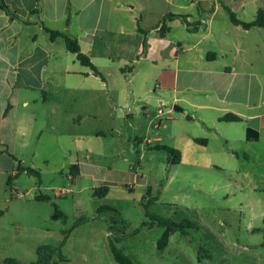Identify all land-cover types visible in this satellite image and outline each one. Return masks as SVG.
I'll return each mask as SVG.
<instances>
[{
  "label": "crops",
  "instance_id": "1",
  "mask_svg": "<svg viewBox=\"0 0 264 264\" xmlns=\"http://www.w3.org/2000/svg\"><path fill=\"white\" fill-rule=\"evenodd\" d=\"M4 1L20 19L0 8L2 149L7 145L1 127L14 110L35 107L39 119L53 129L62 123L65 107L77 129L85 113L77 107L83 95L93 123L157 119L159 126L165 125L159 123L165 116L170 122L164 145L179 150V162L209 165L212 157H249L256 146L264 152V27L235 24L227 10L249 21L264 9V0ZM167 13L176 16L166 18L168 29L162 32ZM46 28L76 38L100 74L82 65L63 37L51 39ZM160 105H169L161 116ZM226 112L240 119L220 120ZM36 117L13 114L14 136L25 135L22 121ZM248 128L251 134L257 131L256 139L246 138ZM101 133L98 126L90 135ZM74 137L79 139L77 131ZM0 264H5L2 259Z\"/></svg>",
  "mask_w": 264,
  "mask_h": 264
},
{
  "label": "rangeland",
  "instance_id": "2",
  "mask_svg": "<svg viewBox=\"0 0 264 264\" xmlns=\"http://www.w3.org/2000/svg\"><path fill=\"white\" fill-rule=\"evenodd\" d=\"M77 107L85 112L77 129L65 107L62 123L53 129L35 107H19L2 125L13 155L0 153V259L32 262L37 247L49 244L59 249L51 262L120 264L111 251L116 239L134 264H264V152L258 146L249 157H212L209 165L171 163L168 152L154 148L169 140L165 116L159 126L157 119L142 125L127 118L93 123L83 95ZM160 107L164 113L169 105ZM17 113L37 117L22 121L26 134L15 137L10 119ZM98 126L101 135L91 136ZM101 185L107 193H94ZM56 209L64 216L55 218ZM151 216L181 224L163 248L157 243L164 226Z\"/></svg>",
  "mask_w": 264,
  "mask_h": 264
},
{
  "label": "trees",
  "instance_id": "3",
  "mask_svg": "<svg viewBox=\"0 0 264 264\" xmlns=\"http://www.w3.org/2000/svg\"><path fill=\"white\" fill-rule=\"evenodd\" d=\"M0 8H2L6 13H8L10 16L15 17V18H19L18 15L12 11L10 9V7L8 6V4L4 1V0H0ZM228 13H229V17L231 19V21L235 24H240L245 28L251 27V26H262L264 27V9L259 8L254 16L253 19L249 20V21H243L238 19L235 14L230 10V8L227 7ZM176 16V14L173 13H167L162 17L163 23H162V28L161 31L163 32V30H167L168 26L165 25V20L166 18H172ZM20 19V18H19ZM46 31L48 32L49 36L51 39L57 37V36H61L64 38L65 41V46L67 48L68 51L72 52L75 54L76 59L84 66H87L90 68V70L94 73V74H100L99 70L97 69V67L94 65V63L91 61L90 57L88 56V54L84 53L81 49H80V45L78 43V40L74 37H70L69 35L64 34L63 32L59 31V30H54V29H49L46 28ZM7 109L4 110L3 113L6 112ZM220 120H224V121H236L240 119V116L232 113V112H226L224 114H222L219 117ZM251 129L249 130V128L246 130V138L248 139H256L258 136L257 131L253 130V134H251ZM197 142H205V138H201V137H196L194 138ZM154 148L156 149H163L166 152L169 153V158L168 160L171 163H176L179 162L180 160V152L178 149H176L173 146H169V145H164V144H157L154 146ZM2 151L7 152L9 155H11V153L7 150V148L5 147L4 149H2ZM71 168H74L75 170H77V164L74 163L71 165ZM21 170L26 171L28 173H38L35 169L31 168V167H20ZM7 182H10V179H7ZM108 191L107 186L106 185H101L99 187H96L94 190V193L98 194V195H104L106 194ZM39 197H42V195H40ZM151 199H147L146 203H150ZM147 205V204H146ZM59 216H64V213L59 211V210H55V214L54 217L57 218ZM153 218V220L155 221L154 223H156L157 225H162L164 226V230L162 233L161 238L159 239L157 246L158 248H163L164 245L167 244L168 242V237L169 235L175 230V228L179 227L181 224H179L178 222H175L173 220H171L168 217H163V216H151ZM114 241H117L116 239L111 241V251L113 254V257L115 258V260L117 262H119L120 264H134L133 261L130 259L129 256H127L122 247H119L115 244ZM58 249V247L49 245V244H43L37 247V258L32 261V262H21L19 260H17L16 258L13 257H7L4 258L2 260L3 263L5 264H59L56 261L51 262V255L52 253L56 252ZM58 254L61 256L62 259H65V256L63 254H61V252L59 251Z\"/></svg>",
  "mask_w": 264,
  "mask_h": 264
},
{
  "label": "built area",
  "instance_id": "4",
  "mask_svg": "<svg viewBox=\"0 0 264 264\" xmlns=\"http://www.w3.org/2000/svg\"><path fill=\"white\" fill-rule=\"evenodd\" d=\"M163 113V109L161 108V107H159L158 109H157V114L158 115H161ZM163 122V120H162V118H160L159 119V123H162Z\"/></svg>",
  "mask_w": 264,
  "mask_h": 264
}]
</instances>
